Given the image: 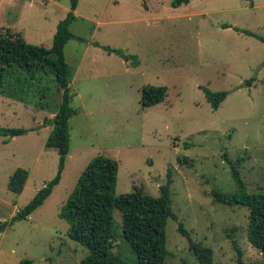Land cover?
Returning a JSON list of instances; mask_svg holds the SVG:
<instances>
[{
	"label": "rangeland",
	"instance_id": "374dc122",
	"mask_svg": "<svg viewBox=\"0 0 264 264\" xmlns=\"http://www.w3.org/2000/svg\"><path fill=\"white\" fill-rule=\"evenodd\" d=\"M79 0L76 37L64 50L72 71L70 150L59 184L26 220L10 224L58 169V153L45 146V125L58 110L53 80L43 98L27 103L0 96V128L27 132L8 144L0 137V264H80L88 250L71 240L61 208L97 156L118 163L115 195L142 186L152 197L171 171L170 200L177 221L166 224L165 264H198L178 224L195 243L212 250L213 264H264L247 239L249 211L215 201L214 191L245 194L264 189V0ZM69 0H0V28L31 45L50 48ZM239 30V31H237ZM248 31L254 36L240 33ZM121 51L128 60L109 53ZM254 78L250 87L246 82ZM164 86V102L142 108L141 90ZM205 91L226 92L217 110ZM37 101L43 108L35 106ZM44 124V126H43ZM17 168L29 172L23 192L8 190ZM112 252L138 264L113 211Z\"/></svg>",
	"mask_w": 264,
	"mask_h": 264
},
{
	"label": "trees",
	"instance_id": "16d2710c",
	"mask_svg": "<svg viewBox=\"0 0 264 264\" xmlns=\"http://www.w3.org/2000/svg\"><path fill=\"white\" fill-rule=\"evenodd\" d=\"M189 1L173 0L172 7L178 8L188 4ZM78 2L79 0H69V12L57 24L50 48L28 44L18 33L8 28H0V96L21 103H27L26 98L29 94L36 97L43 93L45 98L48 96V86L45 83L51 80L60 96L59 107L54 112V117L45 122V125L53 127L45 146L55 149L58 153L57 173L37 191L27 205L16 212L10 224L26 220L50 197L53 189L60 182L70 150L69 120L76 111L70 106L69 86L72 71L66 63L64 50L66 44L76 38L70 31V25L76 20L74 12ZM240 33L254 36L244 30H240ZM257 39L264 42L263 38L257 37ZM106 50L125 60L129 59L121 51L111 48ZM254 81L255 79L251 78L246 82V86L250 87ZM166 96L167 88L164 86H145L141 90L142 108L160 104L164 102ZM226 96V92L205 91L206 100L213 110L219 108ZM35 106L43 108L38 101ZM26 132L22 128H0V136L6 138L4 142L22 136ZM226 161L231 166V176L241 193L227 195L214 191L213 197L218 203L248 209L247 239L264 255V189L256 194H245V185L240 179L235 164ZM28 176L29 172L26 169L17 168L9 178L8 190L20 195ZM117 180L118 163L108 157H95L81 173L74 190L59 212V217L69 226V238L88 250V255L80 264H128L112 252L115 241L112 229L114 209L122 215V235L135 254L137 263L165 264L166 224L168 220H178L171 208L170 187L173 183L171 171H167L166 181L159 187L158 197L150 196L139 185H133L131 192L127 194L115 195ZM5 226L0 224V233L4 231ZM178 231L187 239L189 249L198 264H213L210 248L193 242L181 223L178 224ZM19 264H33V262L23 260ZM237 264H243L241 258H238Z\"/></svg>",
	"mask_w": 264,
	"mask_h": 264
},
{
	"label": "crops",
	"instance_id": "0c3cea01",
	"mask_svg": "<svg viewBox=\"0 0 264 264\" xmlns=\"http://www.w3.org/2000/svg\"><path fill=\"white\" fill-rule=\"evenodd\" d=\"M28 1H30V0H28ZM58 24V23H57ZM1 137V136H0ZM19 137H21V136H19ZM3 138V137H2ZM14 138H17V137H14ZM14 138H11L7 143H4V141L2 142V143H4V144H8L9 142H11Z\"/></svg>",
	"mask_w": 264,
	"mask_h": 264
},
{
	"label": "water",
	"instance_id": "95a60500",
	"mask_svg": "<svg viewBox=\"0 0 264 264\" xmlns=\"http://www.w3.org/2000/svg\"><path fill=\"white\" fill-rule=\"evenodd\" d=\"M43 126H44V124H43Z\"/></svg>",
	"mask_w": 264,
	"mask_h": 264
}]
</instances>
